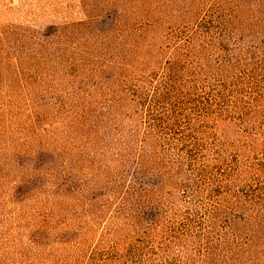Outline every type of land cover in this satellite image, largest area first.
Masks as SVG:
<instances>
[{
  "label": "rangeland",
  "instance_id": "1",
  "mask_svg": "<svg viewBox=\"0 0 264 264\" xmlns=\"http://www.w3.org/2000/svg\"><path fill=\"white\" fill-rule=\"evenodd\" d=\"M167 66L185 100L233 118L217 138L230 156L239 149L249 174L230 188L260 213H232V252L264 264V0H0V264H89L115 236L132 237L133 157L149 126L159 146L173 139L160 120L168 105L154 99ZM179 99L173 111L195 117ZM208 127L198 136L206 145L216 137ZM191 168L172 178H190L189 189L166 185L152 202L171 230L181 222L203 233L209 195L193 189L210 176ZM145 222L130 244L160 245Z\"/></svg>",
  "mask_w": 264,
  "mask_h": 264
},
{
  "label": "trees",
  "instance_id": "2",
  "mask_svg": "<svg viewBox=\"0 0 264 264\" xmlns=\"http://www.w3.org/2000/svg\"><path fill=\"white\" fill-rule=\"evenodd\" d=\"M191 41L187 40L180 48L183 51L184 56L190 55ZM173 68L167 66L166 75L159 83L157 91L154 94V99L158 97V101L168 105L164 106L161 116H164L166 132L172 135V142L166 149L162 145H158L154 137L152 129H149L146 136L142 138L141 145L138 148L137 154L133 157L136 170L134 171L135 181L137 187L133 190V196L136 197L141 205L139 211L141 215L139 217L131 216L133 235L125 236V238H117L115 236V230L112 235L115 236L114 244L109 253L106 254H94L93 257H89V264L103 263V264H256L249 258L243 255L233 254V247L237 243L236 235V222L233 220L232 213L235 211H245L247 208L244 202L241 201L239 195L233 193L230 188L231 185L241 181L245 175H248L249 171L241 166L239 161V149L233 152L231 156L230 152L225 148L226 144H221L217 138V134L222 132L231 120L228 111L221 110H208L196 105L198 100L187 101L182 96V92L176 90L175 76L173 75ZM190 87V86H184ZM191 88L189 92H191ZM201 91V90H200ZM179 93L181 107L184 108L189 103L193 106L192 112L196 111L195 117H191L192 114L187 112H181V115L176 114L173 111L172 95ZM192 93V92H191ZM122 99L116 102V105L121 103ZM200 101L203 103V98L200 97ZM210 100H207L206 104H209ZM172 102V103H171ZM195 102V103H194ZM216 102V100L212 101ZM202 103L200 105H202ZM234 106V105H232ZM178 110V109H177ZM191 111H189L190 113ZM183 123L189 127L184 130L181 129ZM192 123H194L192 125ZM204 123H210L209 129L215 131L216 137L209 145L201 143L199 134L204 136V132L201 130ZM180 137V138H179ZM249 147L255 143L251 136H245ZM122 152H128V147L123 149ZM167 150H177L175 157H172ZM169 152V153H168ZM191 163L190 173L192 175H198L199 177H208V182L203 187L196 185L193 189V196L204 192L209 195L210 204H208V210H205L203 221L199 226L205 227L207 231L201 232L200 230L191 231L185 228L181 222L178 227L171 230L165 224L164 216L169 215L164 212V205L160 203L152 202L156 198L158 191L155 189H161L166 185L175 186L178 190L184 191L190 188L189 180L185 176V180L172 183L174 178L173 173L182 175V169L188 162ZM152 170H157V178L154 180H146ZM215 176H219L220 180H217ZM188 179V180H187ZM149 187V188H145ZM260 203V200L259 202ZM256 205V204H255ZM260 205V204H258ZM175 208V203H169L166 208ZM257 207V206H256ZM256 209V208H254ZM248 211H255V210ZM250 212V213H251ZM256 213H260V210H256ZM163 214H165L163 216ZM145 219L146 227L151 231L159 232L160 245L155 246L153 241L146 242V238L141 240H134V244H130L131 239L137 236V231L141 227V220ZM188 220L189 217H185ZM161 221V222H160ZM241 224L245 226L247 219H241ZM217 229L219 233L216 234ZM111 234V233H110ZM170 234L171 236L167 235ZM167 237H169L167 239ZM253 238V237H252ZM125 243V248L122 243ZM147 246H144V244ZM246 246V244H243ZM121 247V253L119 248ZM146 252V253H145ZM112 253V254H111ZM108 256V259L107 257Z\"/></svg>",
  "mask_w": 264,
  "mask_h": 264
}]
</instances>
